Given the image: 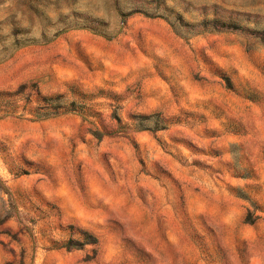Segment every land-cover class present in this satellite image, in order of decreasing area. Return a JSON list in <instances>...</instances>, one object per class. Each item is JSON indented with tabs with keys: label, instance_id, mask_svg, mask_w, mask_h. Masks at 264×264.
Masks as SVG:
<instances>
[{
	"label": "rangeland",
	"instance_id": "374dc122",
	"mask_svg": "<svg viewBox=\"0 0 264 264\" xmlns=\"http://www.w3.org/2000/svg\"><path fill=\"white\" fill-rule=\"evenodd\" d=\"M0 182V264H264V0H0Z\"/></svg>",
	"mask_w": 264,
	"mask_h": 264
},
{
	"label": "trees",
	"instance_id": "16d2710c",
	"mask_svg": "<svg viewBox=\"0 0 264 264\" xmlns=\"http://www.w3.org/2000/svg\"><path fill=\"white\" fill-rule=\"evenodd\" d=\"M117 121L118 118H116ZM93 135H95L96 138H100V136L97 134V132H93ZM1 182H0V188L5 190V188L3 186H1ZM6 191V190H5ZM7 193V192H5ZM13 209V208H11ZM7 217H3V218H0V228L3 226L5 220H6ZM0 233H5L4 231H1ZM82 237H83V241L84 243H78V242H74L73 240H69L65 246V248L67 250H71V249H78L79 247H81L83 244H86V243H91V244H95V239L92 238L91 235L87 234V233H81Z\"/></svg>",
	"mask_w": 264,
	"mask_h": 264
}]
</instances>
